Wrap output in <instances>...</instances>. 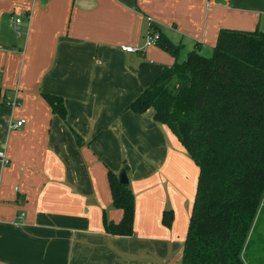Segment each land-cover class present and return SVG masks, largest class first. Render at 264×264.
I'll return each mask as SVG.
<instances>
[{"label": "crops", "instance_id": "0c3cea01", "mask_svg": "<svg viewBox=\"0 0 264 264\" xmlns=\"http://www.w3.org/2000/svg\"><path fill=\"white\" fill-rule=\"evenodd\" d=\"M225 28L264 31V0H0V264H180L197 166L152 109L127 106ZM154 33L176 56L145 44ZM123 163L128 236L104 229L122 215L108 173Z\"/></svg>", "mask_w": 264, "mask_h": 264}, {"label": "trees", "instance_id": "16d2710c", "mask_svg": "<svg viewBox=\"0 0 264 264\" xmlns=\"http://www.w3.org/2000/svg\"><path fill=\"white\" fill-rule=\"evenodd\" d=\"M155 43L176 56L178 47L167 39L159 35ZM43 97L66 123L62 97ZM127 109H152L154 120L174 134L197 166L180 264H264V31L219 30L209 56L189 51ZM126 170L123 163L121 171ZM108 181L112 205L122 215L118 222L105 220L104 229L128 236L132 192L113 172ZM161 221L170 226V209L162 212Z\"/></svg>", "mask_w": 264, "mask_h": 264}, {"label": "built area", "instance_id": "2783aa9c", "mask_svg": "<svg viewBox=\"0 0 264 264\" xmlns=\"http://www.w3.org/2000/svg\"><path fill=\"white\" fill-rule=\"evenodd\" d=\"M14 22L16 23V25H15V27H14V30H15L16 32H18V31H19V25H18V23H19V19H15ZM158 38H159V35H158L157 33L150 34V35L147 37V39H146V41H145V44H146V45L155 44V41H156ZM122 48H123V50H124L125 52H133V51H134V49H133L132 47H128V46H126V47H122ZM23 122H24V120H19V121H17L15 124H12L11 126H12V127L19 126V125H21V123H23ZM0 160H1L2 162H5V161H6L5 156H4V153L1 152V151H0Z\"/></svg>", "mask_w": 264, "mask_h": 264}, {"label": "water", "instance_id": "95a60500", "mask_svg": "<svg viewBox=\"0 0 264 264\" xmlns=\"http://www.w3.org/2000/svg\"><path fill=\"white\" fill-rule=\"evenodd\" d=\"M118 179H119V182H120V183H123V184L128 183V179H127V177H126V174H125L123 171H121V172L118 174Z\"/></svg>", "mask_w": 264, "mask_h": 264}, {"label": "rangeland", "instance_id": "374dc122", "mask_svg": "<svg viewBox=\"0 0 264 264\" xmlns=\"http://www.w3.org/2000/svg\"><path fill=\"white\" fill-rule=\"evenodd\" d=\"M13 22V21H12ZM204 55V54H203ZM204 56H209L208 54L207 55H204ZM260 219H263L264 220V203H262V211H261V215H260ZM259 219V220H260ZM261 225V224H260ZM168 227V226H166ZM173 258V257H172ZM178 260V259H177Z\"/></svg>", "mask_w": 264, "mask_h": 264}]
</instances>
